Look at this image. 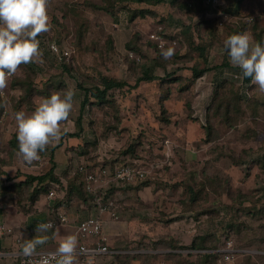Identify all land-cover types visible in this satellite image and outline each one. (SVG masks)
<instances>
[{"label": "rangeland", "instance_id": "obj_1", "mask_svg": "<svg viewBox=\"0 0 264 264\" xmlns=\"http://www.w3.org/2000/svg\"><path fill=\"white\" fill-rule=\"evenodd\" d=\"M83 1L88 0H49L47 11L50 17L51 28L49 32L44 34L46 35L45 37H38L42 52V62L37 61L21 65L16 74L8 80L7 87L3 89L4 97L0 94V134L4 145L2 157L7 161H10L11 153L10 149L7 148L8 141L13 133H17L13 102L18 100L22 94L21 87L16 85V88H13L12 85L16 79L24 78L28 74V67L34 71V85L36 89L43 91L46 89L48 83H53L52 85L55 86L62 83V89L57 91L49 87L50 90H48L47 94L42 92L33 94L30 98V103H23L20 111L25 112L26 115H30L43 98H47L53 92H61L63 94V92L71 90L75 93L74 107L69 120L62 125V128L67 129L66 133H73L77 131L76 121L80 116L81 102L84 98V91L78 85L83 79L81 75L82 71L90 72V68H94L97 71L96 74L101 73L105 77L127 79L133 85L139 73L147 67V63L152 61L158 54L157 50L148 44L149 35L152 31L156 30L160 25L164 28L167 26L168 28L164 30L168 37V43L163 50L172 48L174 54L186 53L187 42L181 37L183 26L189 23L193 24L203 18L200 16L201 13L197 12L192 17L184 13L182 19L181 15L176 11L174 12V8L171 7L172 0H163L158 3L133 1L130 3L132 7L138 6L148 9V11L149 9H155L158 14L155 17L154 15H149L150 12H148L143 17L139 16L133 23L127 20L126 10H121L117 17L113 18L111 15L97 9L94 5H102L103 2L101 0H90L93 5L90 4L88 6V14H86L88 18L86 19L83 18L85 14L78 17L74 16L70 11L64 16L65 9L61 8L62 6L64 7L65 3L72 2L75 6L80 5ZM222 4L230 8L231 14H235L233 18L234 22L251 13L255 15L261 12L260 20L262 26H264V0H226L225 3L222 0ZM160 15L167 18L168 23L161 21ZM81 23H86V26L83 25L85 37L79 43L76 31L77 29L80 30L79 26ZM134 30H138L142 38L138 41L137 50H129L126 47L128 41L125 42V40L129 37L131 38ZM228 30L229 25L224 30H219V33H221L219 35L223 39L218 44H215L211 51L210 63L212 65L221 63L225 54H227V51L224 49V40L227 39L226 34ZM245 31L251 34L249 30ZM108 36L113 37L115 49L105 52L104 49L107 46L106 40ZM173 39L178 40L177 42L179 43L173 45L171 42ZM49 40L56 41L61 48L70 49V58L60 60L56 57L48 48ZM129 51H133L139 56L140 61L131 58L128 54ZM174 54L169 59H166L168 70L184 66L178 69L177 72L179 74L191 75L188 70V66L191 63L180 61L177 64L173 63ZM163 59L165 58L163 57ZM63 63L72 65L71 72L64 70ZM157 73L165 75L162 68ZM215 79L214 72H211L208 73L205 79L198 82V91L200 93L201 90L203 91L194 102L196 103L194 116L198 118H189L190 116L188 117L186 108L184 107V101L176 102V99L172 97V101H167L165 106L167 108L166 114L171 115L172 122L171 124L164 123L161 119L163 109H161V105L159 104L160 92L158 91V84L141 82L136 88L129 90L125 88L119 95L121 97L120 116H122L123 123L117 134L112 133L107 138H104V134H102L104 131L103 124L105 122L108 124L113 119L105 116L102 109L87 106L84 112H82L84 123L81 136L68 137L64 145L56 151L54 161L50 160L52 143L47 147L45 155L39 154V160L27 164L17 154L13 156L12 162L4 167L10 175H19L17 177H23L21 174L38 173L42 169L51 167L54 163L57 164L58 171L61 172L63 170V175L66 173L65 167L68 166L69 162L75 168L82 164L99 167L105 165V163L109 167L114 162L124 160L128 161L130 165L144 167L147 171V176L136 181L146 182L151 187H154L152 195L155 198L160 193L156 202L146 205L145 209L141 210V213L150 212L149 216L151 220L149 228L151 229L138 228V233L131 232L127 236V240L121 245L124 252L118 254L117 258L109 257V255L102 256L98 258L99 264H186L184 261L198 264L201 256L197 254L198 251L190 254L188 250H183L182 256H180L176 252H173L169 242L163 243L161 238L164 237L166 238L165 241H168L169 237H172L179 240L180 243H190L193 236L206 232L213 227L207 218L209 214H204L200 222L197 223L193 219L180 221L179 214H181L182 206L180 201L192 197L191 190L197 192L198 195V198L194 201L196 205H199L197 206L199 207L197 211H206V209L211 208L213 209L214 219L222 218L223 214L222 208L219 206V196L210 191L205 180L206 178L203 176L204 167H208V171L210 172L212 167L222 171L223 179L225 178L226 180L221 185L223 187L225 185L229 189L230 196H235L239 193L238 189L241 188L250 194V199L256 197L255 194L251 193L254 189H258L255 182L257 178L253 177L254 173H250L249 177L247 170L249 169L248 167L259 166L257 160L260 158V155H256L254 154L256 152L251 151L248 155L249 158L247 160L244 159L243 163L240 164L235 163L234 159L240 155L245 145L243 144L245 141L241 138L242 133L250 128L257 131L258 134L259 132H264L263 119H249L239 125L238 128L241 132L234 135L233 132L231 133V127L224 124L222 116L215 115L211 111L208 118L209 122L217 129L218 139L214 142L215 144L204 140L205 132L202 123L205 122L204 106L207 96L205 93H208L211 89V84H213ZM250 94L255 97H264V92L259 91L257 86L250 90ZM257 138H259V135ZM259 140L256 139V142ZM139 141L142 142L141 146H137ZM131 145L135 146V152L132 154L137 152L138 158H134L132 155H123L124 149ZM256 145H260V143L257 142ZM176 146L184 148L185 154L183 160L180 155H176L174 149ZM167 153H172L175 159L171 158L167 160ZM209 160L212 166H205L206 161ZM247 164L249 165L247 166ZM68 178L71 179L69 175ZM111 182L117 185V182L113 180ZM132 184L118 183L117 187H120V190L116 188L114 193L110 194L111 199L120 209H125L123 207L125 199L123 196L126 191L131 190V187L134 186ZM112 186L113 184L108 186L107 193L110 189H113ZM57 190L60 197L66 193L65 190L59 188ZM224 197V201L229 200L226 196ZM262 203L261 206L264 207V201ZM173 210L178 212L177 216L169 215ZM18 211L15 205L7 207V213L10 212L9 215L14 218L17 217ZM121 215V219L128 217V211L121 210ZM134 237L138 240L132 241ZM260 240H263L262 245L264 249V229L262 230ZM234 247L237 248L236 243H234ZM237 249L240 251L239 257L231 264H244L245 254L250 253L246 251L250 250ZM137 252L141 254L139 259L128 258L126 255L127 253L134 254ZM253 254H255L252 257L253 263L264 264L263 254L256 253V251Z\"/></svg>", "mask_w": 264, "mask_h": 264}, {"label": "trees", "instance_id": "obj_2", "mask_svg": "<svg viewBox=\"0 0 264 264\" xmlns=\"http://www.w3.org/2000/svg\"><path fill=\"white\" fill-rule=\"evenodd\" d=\"M102 5H94L97 9L111 15L113 18L117 17L121 10L127 11V20L133 23L139 16L143 17L148 12L149 15H158L155 9H144L141 7H132L130 3L134 2H148V3H158L163 0H101ZM189 1L191 0H172L171 6L178 12L181 16L187 13L192 17L197 12L202 13V19L195 22L189 23L183 26L181 37L187 42L186 53H176L174 54L173 63L177 64L180 62L191 63L188 66V70L191 75L179 74L178 69L183 67H176V69L168 70V62L163 59L161 52L163 48L158 47V43L155 40L149 39V46H153L158 54L152 59V61L147 63V67L143 69L139 76L137 77L135 83L131 85L127 79H121L116 77H105L101 73L96 74L94 68H90V72L82 71L81 75L83 79L79 82V87L84 91V98L81 102V113L76 121L77 131L73 133H66L62 136L60 141L53 142L51 147V159L54 161V155L58 149H60L65 140L70 137H80L83 131V114L84 109L87 106L91 108L97 107L104 111L105 116H109L113 120L108 124L105 122L103 124L104 138L108 137L112 133H118L120 131V126L122 125V116L120 109V98L119 95L122 91L127 88L133 89L138 87L141 82H147L149 84H158V91L160 92L159 104L161 109H163L162 120L166 124H171L172 117L167 115L166 102L172 101V97L176 99V102L184 101V107L189 118H198L194 114L195 109V99H198L202 94L198 91V82L205 79L208 73L214 72L216 76L215 81L211 84V89L208 93H205L206 104L204 106L205 112V122L202 123L204 126L205 137L204 140L208 143H214L217 141L218 132L214 125L209 122V114L211 111L215 115H221L224 120V124L231 127V133L235 135L239 134V125L245 123L249 119H263L264 120V97H255L250 94V90L255 87L252 84L250 78L241 79V70L239 68L233 67L230 64L228 54H225L221 63L212 65L210 62L211 51L215 44H218L223 37L219 34V28L217 26V16L208 13V8L204 3V0H192L193 6L189 7ZM93 5L90 0L83 1L80 5H75L72 2L65 3L64 16L67 12L73 13L74 16H80L85 14L84 19L88 18V6ZM78 8V9H77ZM222 9L229 13L230 8L223 5ZM264 11V8H263ZM87 12V13H85ZM177 13V14H178ZM260 14L246 15L241 17L238 21L234 22L232 19L229 25V30L227 31L226 37L232 34L243 33L245 30H249L253 35L254 42H259L264 45V26L261 24ZM235 16V14H233ZM160 19L163 22H167V18L160 15ZM159 19V21H160ZM168 23V22H167ZM86 23H81L79 26L80 30L77 29L76 36L78 42H82L85 37L84 26ZM168 28L165 26L164 29ZM157 29V28H156ZM221 31V30H220ZM45 34V33H44ZM40 35L39 37H45L46 35ZM167 39L166 33L164 34ZM141 34L138 30H134L131 38L128 40L126 47L129 50H137L138 41L141 39ZM178 41V40H177ZM107 46H105V52L115 49V43L112 36H108ZM179 43V42H177ZM176 45V44H174ZM65 60V59H63ZM131 66V65H130ZM64 70L71 72L72 65L68 63H63ZM162 68L165 75H160L157 71ZM28 74L21 79H16L13 82L12 87L16 88V85L22 88V94L18 100L13 102L15 113L20 111L23 103H30V98L33 94L42 92L47 94L49 87L57 91L62 89V83L57 86L52 85L53 83H48L45 90L36 89L34 85V71L28 67ZM78 78V77H77ZM215 78V77H214ZM90 85H86V84ZM56 87V88H55ZM176 93V94H175ZM47 97H50L49 95ZM173 98V99H174ZM1 111V109H0ZM185 113V112H184ZM1 114V113H0ZM187 117V116H186ZM1 120V115H0ZM176 123H178L176 121ZM238 128V129H237ZM17 133H13L8 141L7 148L10 149V161H7L2 157V149L4 147L2 143V138L0 134V218H3L7 214V207L10 205L17 206L18 210L21 212H31L35 208V204L45 197L51 190L52 187L65 190L66 195L69 199H83L86 202L94 200L93 194L89 193L85 187V173L81 171L78 167H73L70 162L67 166V171L65 175L58 174L56 171V163L51 167L38 173H28L21 174L23 177H17L19 175H10L4 166L9 165L12 162L13 156L18 154V141L16 138ZM258 132L253 129H248L242 133L241 138L245 141L244 148L241 150L240 155L234 159L237 164L243 163L244 159H248L249 152L254 151L255 146L261 141H257ZM165 139V138H164ZM142 142L139 141L137 146H141ZM215 144V143H214ZM259 147H264L263 144ZM176 155H180L181 159H184L185 150L182 147H174ZM123 155H132L134 158H138L137 152H135V146L131 145L124 149ZM44 150L39 154H46ZM175 159L172 156L169 159ZM129 164L128 161L119 160L114 162L109 167L115 168L117 166ZM211 161H206V165L212 166ZM87 170H96V167H92L90 164L85 165ZM105 166L106 163H105ZM136 166V165H135ZM138 167V166H137ZM71 177L68 178V175ZM203 176L206 178L208 187L210 191L216 193L219 196V202L222 208V218L214 219L213 209H206V211H197L199 205L194 202L197 198V192L191 190L192 197L183 199L181 202V211L179 216H184L185 214H190L191 218L197 223L200 222L204 214L208 215V221L211 222L212 228L206 232L199 233L194 236L190 245L180 243L172 237H169L168 241L166 238L162 237L161 241L169 242L173 252L182 256L183 250H188L190 254L198 251L197 254L200 256V262L198 264H216L218 255L220 254L219 249H221L228 240H233L236 243L237 248L244 250H255L264 251L262 242L260 240L262 230L264 229V207L261 206L264 201V192L260 188L254 189L251 194H255L256 197L250 199V194H248L243 189H238L239 193L235 196H230L229 189L221 184L225 183V178L223 179V173L220 169L212 167L211 172L208 171V167H204ZM140 180V179H137ZM146 182L141 183L142 185ZM114 184V183H113ZM140 184V185H141ZM223 187V188H222ZM113 188V187H112ZM113 193V189L108 191L107 196ZM224 196L229 200L224 201ZM199 204V203H198ZM258 206V207H257ZM197 207V208H196ZM175 211H171L169 215H173ZM142 248V247H140ZM201 252V253H200ZM129 257L139 259L141 254L139 253H127ZM255 254L246 253L244 264H260L254 262L252 257ZM264 256V255H263ZM202 257V258H201ZM128 260V259H127ZM133 261V260H132ZM186 264H195L193 262L184 261Z\"/></svg>", "mask_w": 264, "mask_h": 264}, {"label": "clouds", "instance_id": "obj_3", "mask_svg": "<svg viewBox=\"0 0 264 264\" xmlns=\"http://www.w3.org/2000/svg\"><path fill=\"white\" fill-rule=\"evenodd\" d=\"M49 0H0V91L7 87L21 65L42 62L38 37L50 31L48 15ZM230 64L241 70L240 78H250L259 91L264 92V45L253 42L248 33L232 34L224 40ZM172 48L162 50L161 55L169 59ZM75 93L53 92L43 98L35 110L26 115L15 113L18 155L27 164L40 159L39 153L53 142H58L67 129L62 128L74 107ZM51 223H39L35 232L42 235L27 240L22 245L21 255L31 257L36 248L48 242L45 233L55 229ZM77 237L65 236L54 253L44 258L41 264H75Z\"/></svg>", "mask_w": 264, "mask_h": 264}, {"label": "crops", "instance_id": "obj_4", "mask_svg": "<svg viewBox=\"0 0 264 264\" xmlns=\"http://www.w3.org/2000/svg\"><path fill=\"white\" fill-rule=\"evenodd\" d=\"M223 1L225 3L226 0ZM175 11L176 10H174V12ZM181 18L183 19V16H181ZM129 38H127L125 42L128 41ZM252 41L254 42L253 39ZM261 133L259 132L258 139H260V141L263 142L264 132ZM262 144L263 143H260V146ZM254 152H256L254 154L260 155V158L257 160L259 166L248 167L249 168L247 170L249 172L248 176L250 177V173H254L253 177L257 178L255 182L258 188H260L262 192H264V147L258 148V145H256ZM248 165L249 164H247V166ZM97 168L98 167H96V169ZM66 169L67 167H65V171H67ZM43 170L45 169H42L41 171ZM56 171L58 172V174L62 175L63 170L60 172L56 169ZM109 183H102L100 189L109 188L108 186L113 184V182H111L110 185ZM132 183H133L132 185L134 186L131 187V190L126 191V193L123 196L125 198L123 201V207L125 209H120V207H117L116 205L114 207L115 208L114 210H116L119 215L118 219H114L109 212H101L100 208L94 202V200L93 201L89 200L86 202L85 200L80 198L69 199L66 193H64V195H61V197L60 195L57 196L56 199L54 200L48 199V194H49L48 193L45 197H43L35 204V208L33 211L27 213L18 211L16 218L10 216L9 215L10 212H8L7 215L4 216L2 219L8 227L12 228V234L0 236V264H19V260L21 257L20 253L22 251V245L24 244V242L36 236L42 235L40 233L35 232L36 226L39 223H44L47 220H49L58 210L64 211L68 214L69 223L66 225H61L57 229L49 230V232L45 233L46 235L49 236L48 242L44 245L38 246L36 250L57 249L59 242L65 236L67 235L76 236L78 224L80 223L81 220L87 218L88 216L93 215V216H99L103 220V233L107 237L106 244L108 245L110 252L108 254L99 255L96 258L90 259L88 264H99L98 258H101L102 256L105 255H109V257L117 258L118 254L124 252V249L121 247V245L123 244L124 241L127 240V236H129L131 232L133 233L137 232V230H139L138 228H144V229L148 228L147 230L151 229L149 228L150 225L149 222L151 220L149 216L150 212L141 213V210H144L146 205L156 202L160 195V193H158V197L156 198L152 195L154 187H151L149 183L148 184L145 183L143 185L141 184L142 182H137V181H134ZM117 186L118 183L117 185L115 183L113 184L112 186L113 193L116 188L120 190V187L118 188ZM130 195H132V197H130ZM147 208L149 209V207ZM121 210L128 211V217H124L121 219L122 216ZM177 215L178 213H175L172 216H177ZM180 218H181L180 221L192 219L190 214H185L184 216H180ZM17 238L21 239L20 243L16 241ZM137 240L138 239L136 237L132 239V241H137ZM191 242L184 244L189 245L191 244ZM246 252L253 253L255 252V250H250ZM256 253H258V251H256ZM259 253L264 255V251H259Z\"/></svg>", "mask_w": 264, "mask_h": 264}, {"label": "built area", "instance_id": "obj_5", "mask_svg": "<svg viewBox=\"0 0 264 264\" xmlns=\"http://www.w3.org/2000/svg\"><path fill=\"white\" fill-rule=\"evenodd\" d=\"M208 8V13L217 16V26L222 31L227 27V24L234 18V15L222 9V0H204ZM189 7L193 6V1H189ZM202 18V13H201ZM244 31L243 33H245ZM166 31L162 25L150 33V39L157 41L159 48H164L168 43L164 34ZM252 38L249 32H246ZM253 39V38H252ZM172 44H177V40L173 39ZM170 43V42H169ZM48 48L60 60L70 58L71 50L68 48H61L56 41L49 40ZM129 56L136 61H140V57L133 51L128 52ZM11 79V78H9ZM4 97V90L0 92ZM167 152V151H166ZM173 153V152H172ZM171 153V154H172ZM167 153V157L173 156ZM171 155V156H170ZM85 173V187L86 190L93 194L94 202L98 205L101 212H109L114 219H118L119 215L115 208V203L110 196H107V189H100L102 183H109L111 180L117 183H132L137 179H143L147 176V171L144 167H137L133 164H125L115 168L107 167L105 165L99 166L96 170H87L85 164L78 167ZM56 187L50 190L48 199L54 200L59 196ZM51 222L57 229L61 225L69 223V216L66 212L58 210L53 217L44 223ZM12 234V228L8 227L6 223L0 218V236ZM77 249L75 253V264H88L89 260L96 258L99 255L108 254L110 249L106 244L107 237L103 233V220L99 216H88L80 221L77 228ZM21 242L20 238L16 240ZM56 249L36 250V254L31 257H24L20 255L19 264H41L42 260L54 253ZM220 254L217 257L216 264H231L236 261L239 255V250L234 247L233 240H228L226 244L219 249Z\"/></svg>", "mask_w": 264, "mask_h": 264}]
</instances>
